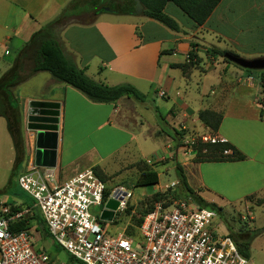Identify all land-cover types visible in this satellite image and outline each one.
<instances>
[{"label":"crops","instance_id":"crops-1","mask_svg":"<svg viewBox=\"0 0 264 264\" xmlns=\"http://www.w3.org/2000/svg\"><path fill=\"white\" fill-rule=\"evenodd\" d=\"M70 1L0 0V77L11 67L30 37L54 20ZM170 4L165 6L164 12L176 19L182 12ZM217 8L220 36L227 37L229 18L235 19L234 55L252 60L264 58V0H222ZM74 21L59 34L67 58L89 78L104 85L130 84L140 89L142 85L137 83L148 84L149 91L165 102L166 112L163 117L159 114L163 119L159 123L151 119L152 124L147 129L136 108H150L147 102L134 104L135 107L128 98H122L115 104H94L71 87L55 82L47 73L48 76L42 78L52 83L49 97L28 101L59 104L57 159L53 170L58 182L70 178L65 175L60 181L61 171L70 168L72 174H77L84 169L93 170L125 152L142 160L152 156L170 160L175 155L173 145L178 127L202 129L205 126L199 122L198 112L209 110L222 117L217 132L208 130L209 133L223 138L246 159L195 162L192 170L184 171L187 185L203 200L220 208L264 196V109L260 107L264 98V73L257 77L239 71L218 56L207 61L196 51L197 47L195 53L200 60L197 66L185 74L172 68L186 62L195 35L206 24L197 27L188 18L186 27L180 26V33L133 15L101 14L88 25ZM247 47L250 52L246 51ZM124 103L134 112L130 119L127 113L121 116ZM0 104L7 114V106H14L15 100L3 97L0 92ZM162 124L171 127L173 134L161 128ZM64 138L72 143L68 151L79 150L69 160H64ZM149 140H153L156 148L146 153Z\"/></svg>","mask_w":264,"mask_h":264},{"label":"built area","instance_id":"built-area-1","mask_svg":"<svg viewBox=\"0 0 264 264\" xmlns=\"http://www.w3.org/2000/svg\"><path fill=\"white\" fill-rule=\"evenodd\" d=\"M260 107L264 109V98ZM202 131L198 142L225 143L205 127ZM186 149L193 153V148L185 145L173 150L186 155ZM17 183L33 204L12 211L7 203H0V264H55L44 250L34 249L30 229H11L25 217H31L34 210L38 211L51 242L77 264H247L233 240L217 234L218 214L190 197L169 204L155 203L140 225L132 226L134 234L128 236L126 230L135 215L133 210L121 229L112 226L128 210L131 194L121 189L106 194V185L92 169L58 182L51 169L38 168L31 160ZM111 199L118 202L114 218L111 222L101 221ZM93 207L100 209L98 216L92 214Z\"/></svg>","mask_w":264,"mask_h":264},{"label":"rangeland","instance_id":"rangeland-1","mask_svg":"<svg viewBox=\"0 0 264 264\" xmlns=\"http://www.w3.org/2000/svg\"><path fill=\"white\" fill-rule=\"evenodd\" d=\"M171 7L175 6L171 5ZM105 11L106 12L103 14L114 15L108 12V7L105 8ZM180 15H182V17ZM218 15L219 9L216 8L214 10L212 18L205 24L204 28L198 30L197 34L195 35L196 40L194 44L197 45L196 51H199L200 56L204 59H207V61H211L213 60L212 58H214L213 53H210L213 48L221 50L223 49L231 54H235L236 51L234 43L236 42V37L234 34V30H236L234 24L235 19L234 17L229 18V27L226 29L225 33L227 37L220 36ZM85 18L87 17L83 16L79 19V21H83ZM186 19V16L181 13L179 15L177 14L176 19L174 20H176L179 26L185 28ZM248 40L249 38L246 39V42ZM246 51L250 52V48L247 47ZM242 59L252 60V58L247 57H242ZM232 65L233 67L235 66V68H237L239 71L246 72V70H243L234 64ZM29 67L30 63L27 62L22 72L23 76H27ZM7 70L5 72H7ZM247 72L257 77L260 76L261 73H264V71L261 70H253ZM44 76H48V74L45 72H41L38 76H32L33 78L25 79V81L21 84L8 90L12 98L16 100L19 109V115L21 117L20 132L22 135L23 149L25 153L22 160L19 159L16 161V153L13 147L12 139L7 130L6 120L4 117H0V203L5 202L8 206L25 205L24 198L16 197L12 194L18 188V177L27 171V165L30 162L31 153L33 151L32 132L27 128L29 103L32 101L29 102L28 99L48 98L50 94L49 92L52 89V83L49 82V80L43 79L42 77ZM137 84L142 85L140 86V89H136L147 96L146 105L150 106V108H148V110L147 106H137L139 102L135 101L132 98H129V100L131 101V103H133V105L135 104L137 106L136 107L134 105L137 109H139V112H137V114L139 116H143L141 117L142 121L146 122L147 125H145V127L149 129L152 124L150 121L151 119L155 118L158 123L161 122L160 117L161 115L163 117L166 112L164 108L165 102L160 100L158 98L159 96L156 97V94H153L149 91L148 84ZM124 105L125 107L122 109L121 116H125L127 113V118H132V116L134 115V112H132V107H129V104L124 103ZM157 107L159 108V111ZM1 110L2 109L0 108V113L2 112ZM159 114L161 115L158 117ZM135 118L140 120V118L136 115ZM161 128L169 132V134H173V129L171 127H167L166 124H162ZM178 129V137L175 136L176 141L173 145L174 149L176 150L179 145H185V147L191 149L193 148V153H190L186 149V155H183L182 151H180L178 153H175V155L170 160H166V158H164L163 160H159L160 157L156 158L154 156L148 157L149 159L147 160H142L140 157H137L134 154L130 156L125 152L110 158L102 165V167H93L95 173L102 178L101 181L106 185L107 191L110 192L116 189H121L123 192H128L131 194V198L128 200V210L126 211L125 215H121L122 217L118 219V223L114 221L113 224L115 225L112 224V227L115 226L121 229L127 222V218L132 210L134 211L135 215H138V213L152 204L153 197L157 194L163 195L162 199L164 200L160 202H165L166 204L171 203L173 200L183 199L178 198L181 197V192L175 170L177 166H180L182 168L183 174L184 171L189 172L190 170H192L193 165L196 161V151L194 150V146L197 145L198 137L204 131H202V129H182L181 126H179ZM71 145L72 143H68L67 139H65L63 144V151L65 152L64 160H69L79 152V150L73 149L68 151L67 149L70 148ZM74 146L75 145H73V147ZM155 148L156 144L153 143V140H149V145L144 151L146 153L152 152L155 150ZM55 169L56 168L52 169V171ZM144 171L156 172L159 178L158 184L139 186L137 184V181ZM72 173L73 171L72 169L70 170V168L61 171L59 173V180H64L65 175H69L68 177L76 175ZM170 184H173V186H170ZM4 191H7L8 194H4ZM176 196L177 199H175ZM263 197L264 196H262L261 198L259 196L251 197L250 199L238 205L223 206L221 208V215H218L219 218L217 220V234L219 236L228 235V228H230L231 231L236 234L243 231H261L260 235H258L250 245L249 259H246L247 264H264V202H261ZM99 211L100 209L95 207L91 209L92 214H94L95 216H98ZM33 213L38 214V211L34 210ZM218 224H220L221 226ZM33 227L35 226L32 222V224L30 223L29 229L31 230L34 249L44 250V252L51 258V260L55 264H77L71 260L69 255H67L61 249L57 248L50 239L45 240L41 238L40 233L37 231V228Z\"/></svg>","mask_w":264,"mask_h":264},{"label":"trees","instance_id":"trees-1","mask_svg":"<svg viewBox=\"0 0 264 264\" xmlns=\"http://www.w3.org/2000/svg\"><path fill=\"white\" fill-rule=\"evenodd\" d=\"M221 1L222 0H72L54 20L35 32L26 45L19 51L17 58L9 70L0 77V92L5 98H12L8 90L16 87L24 82L25 79L37 73L45 72L48 73L55 82L71 87L94 104H115L122 98H132L139 103H144L146 102V96L130 84L108 86L89 78L83 70L76 66L73 60L67 58L64 54L59 39L61 30L68 25L71 20H75L74 22L82 25H88L92 23L97 16L105 13V8L108 7V12L111 14L141 16L158 22L170 31L180 33L182 31L178 23L164 12L165 6L168 3L173 4L192 21L195 26L200 27L206 23ZM136 3L140 5V12L138 15L134 13ZM83 16L87 18L83 21H79L80 17ZM190 47L191 50L187 54L186 62L180 65H172V68L180 69L183 74L199 64V58L195 53L197 45L191 44ZM210 53H213L214 57L218 56L222 58L225 63L232 64L224 59L225 54L231 53L220 51L217 48H213ZM27 62L30 63L29 72L27 76H23L22 72ZM0 108H2L1 104ZM7 109V114L3 109L1 110L0 117H4L6 120L7 130L12 139L16 153V161L19 159L22 160L25 153L20 132L21 117L19 115L16 100L14 106L9 104ZM159 116L160 115H158V117ZM197 116L199 122L208 128V130L213 133L217 132L222 120L220 114L209 110H202L198 112ZM162 120V117H160V121ZM174 133L177 134V131H174ZM174 141H176L175 137ZM194 150L196 151V163L239 162L246 159L245 156L227 143L202 144L198 142L197 145L194 146ZM224 151H229L230 154L224 155ZM175 173L181 192V197L178 198L190 197L200 206L215 211L219 216L221 215L222 209L220 207L213 203L206 202L187 185L186 178L180 166L176 167ZM96 176L102 180L98 174H96ZM137 184L139 186L157 185L158 175L154 171H144L138 179ZM108 192L109 191L106 190V194H108ZM3 193L8 194L7 191ZM12 195L25 199L24 206H10L12 211H21L25 207L32 206L31 200L19 188H17ZM162 196L163 195L158 194L155 195L149 207L138 213V215H133L131 217V226L126 230L128 236L134 234V228L132 226H139L142 217L153 209L154 204L164 200ZM175 199H177V196ZM261 202H264V198ZM32 222L40 233L41 238L49 240L50 238L47 230L37 213H34L31 217H25L12 226L11 229L16 232L25 229L28 230ZM228 232V236L233 240L240 255L245 259H249L250 245L252 241L260 235L261 231H243L236 234L228 228Z\"/></svg>","mask_w":264,"mask_h":264},{"label":"water","instance_id":"water-1","mask_svg":"<svg viewBox=\"0 0 264 264\" xmlns=\"http://www.w3.org/2000/svg\"><path fill=\"white\" fill-rule=\"evenodd\" d=\"M140 5L136 3L134 13L138 15ZM224 59L243 70L264 71V58L245 60L238 56L225 54ZM59 104L43 101L29 103L27 116V128L32 132L33 151L32 161L38 168H56L58 130H59ZM118 202L111 199L106 204V211L100 216V220L111 222L114 218Z\"/></svg>","mask_w":264,"mask_h":264}]
</instances>
